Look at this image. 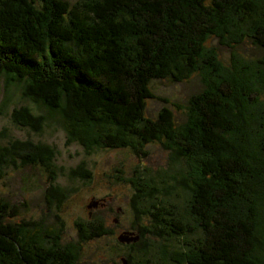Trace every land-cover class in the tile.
Masks as SVG:
<instances>
[{"label":"trees","instance_id":"16d2710c","mask_svg":"<svg viewBox=\"0 0 264 264\" xmlns=\"http://www.w3.org/2000/svg\"><path fill=\"white\" fill-rule=\"evenodd\" d=\"M212 39L230 50L227 60ZM242 44L262 54L245 57ZM192 75L202 89L182 122L166 107L144 114L152 80ZM0 78L52 113L15 106L14 125L41 132L57 115L86 153L146 156L152 142L167 151L160 172L122 180L132 188L139 237L122 243L121 263L152 264L153 238L178 240L172 254H160L166 264H264V0H0ZM9 140L0 145V178L10 166L42 169L52 178L45 193L57 202L54 147ZM84 167L71 175L89 180ZM18 213L0 201V264H78L80 243L110 232L92 215L64 243L59 215L47 231L14 220Z\"/></svg>","mask_w":264,"mask_h":264},{"label":"rangeland","instance_id":"374dc122","mask_svg":"<svg viewBox=\"0 0 264 264\" xmlns=\"http://www.w3.org/2000/svg\"><path fill=\"white\" fill-rule=\"evenodd\" d=\"M67 1L74 3L76 0ZM209 43L217 48L223 60L228 59L230 50L226 46L217 45L215 39ZM237 51L251 58L262 54L261 50L248 44H242ZM150 89L153 97L146 100L144 114L154 117L161 107H166L171 111L174 121L180 123L185 119L187 100L202 89V84L199 76L192 75L176 82L154 79L150 83ZM19 105H28L35 113L52 114L23 98L19 85L14 84L7 89L5 79L0 78V145L6 144L9 139H31L53 146L52 161L56 168L53 180L61 190L56 192L57 202L53 201L45 193L46 183L52 180L50 174L36 167L15 169L10 166L4 169L0 178V201L7 200L19 209L14 220L36 223L39 228H46L47 231L57 226L55 215H59L64 228L61 236L64 243L77 240L76 221L86 219L89 213L90 216H99L110 232L80 243L78 264H121L127 248L118 242L117 236L123 231L136 233L131 229L134 221L129 209L132 188L128 182L122 180L133 178L138 172H160V169L166 167L167 151L159 142H152L143 148L146 156L134 154L128 148L97 149L86 153L78 141L67 139L65 128L57 115L49 117L41 132H35L27 126L14 125L10 112ZM81 164L90 174L87 181L79 176L83 174L71 175L70 171ZM166 183L172 184L169 181ZM65 191L69 194L60 202L58 197ZM94 200L98 202L97 206L87 208V204ZM147 240L156 244L155 253L150 256L152 264H166L160 254H172L178 241L153 238Z\"/></svg>","mask_w":264,"mask_h":264},{"label":"water","instance_id":"95a60500","mask_svg":"<svg viewBox=\"0 0 264 264\" xmlns=\"http://www.w3.org/2000/svg\"><path fill=\"white\" fill-rule=\"evenodd\" d=\"M96 205L97 201H91L87 204V208L95 207ZM138 237V234H135L133 231H123L117 236V240L120 243H130L136 241ZM121 264H126V261L122 260Z\"/></svg>","mask_w":264,"mask_h":264},{"label":"flooded vegetation","instance_id":"af4514ba","mask_svg":"<svg viewBox=\"0 0 264 264\" xmlns=\"http://www.w3.org/2000/svg\"><path fill=\"white\" fill-rule=\"evenodd\" d=\"M88 217H90V213L88 214Z\"/></svg>","mask_w":264,"mask_h":264},{"label":"bare ground","instance_id":"6f19581e","mask_svg":"<svg viewBox=\"0 0 264 264\" xmlns=\"http://www.w3.org/2000/svg\"><path fill=\"white\" fill-rule=\"evenodd\" d=\"M259 194V193H258Z\"/></svg>","mask_w":264,"mask_h":264}]
</instances>
